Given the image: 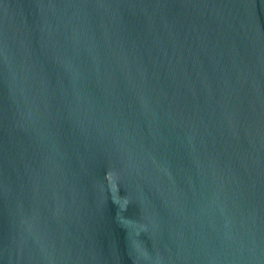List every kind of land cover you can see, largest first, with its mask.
Masks as SVG:
<instances>
[{"label":"water","instance_id":"95a60500","mask_svg":"<svg viewBox=\"0 0 264 264\" xmlns=\"http://www.w3.org/2000/svg\"><path fill=\"white\" fill-rule=\"evenodd\" d=\"M0 264H264V0H0Z\"/></svg>","mask_w":264,"mask_h":264}]
</instances>
